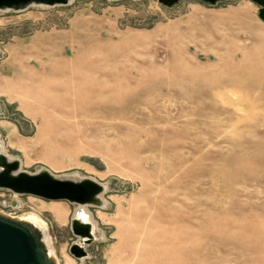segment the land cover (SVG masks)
<instances>
[{"label":"rangeland","instance_id":"1","mask_svg":"<svg viewBox=\"0 0 264 264\" xmlns=\"http://www.w3.org/2000/svg\"><path fill=\"white\" fill-rule=\"evenodd\" d=\"M258 8L69 0L0 9V152L15 171L104 186L100 205L0 187V212L42 220L60 264H264ZM82 206L95 238L76 258L71 220Z\"/></svg>","mask_w":264,"mask_h":264},{"label":"water","instance_id":"2","mask_svg":"<svg viewBox=\"0 0 264 264\" xmlns=\"http://www.w3.org/2000/svg\"><path fill=\"white\" fill-rule=\"evenodd\" d=\"M69 0H0V9H18L29 4L56 5L65 4ZM164 6H171L178 0H158ZM215 4L221 0H201ZM258 5V16L264 21V0H252ZM17 160H9L0 152V187L19 193L32 194L48 200H69L77 203H94L96 196L103 190L102 185L92 179L73 181L52 176L47 171L27 173L15 171ZM74 235L92 241L87 224H79L71 220ZM84 242V243H85ZM70 253L76 257L87 255L85 247L72 243ZM0 264H55L45 249V243L39 232L29 222L0 212Z\"/></svg>","mask_w":264,"mask_h":264},{"label":"bare ground","instance_id":"3","mask_svg":"<svg viewBox=\"0 0 264 264\" xmlns=\"http://www.w3.org/2000/svg\"><path fill=\"white\" fill-rule=\"evenodd\" d=\"M21 75H22V73L19 72L18 76H17L18 78L14 82H11V81L10 82L14 83L13 84L14 86H17L16 84H18L19 80L22 79ZM99 106H101V105H99ZM103 106L104 105H102V107ZM87 111L88 110H85L84 112H87ZM81 115H82V113L80 114V116ZM102 188H104L103 185H102ZM94 201H96L99 205L102 203L101 198H100L99 195L96 196V200H94ZM57 214L61 215V212L58 211ZM16 217L21 219V220L29 222L33 227H35V229L39 232L41 239L45 243V249H46L47 254L54 259L55 264H60L58 262L56 256H55V253L53 252V250L51 248V246H52L51 240H49V238H48V236L46 234V228H47L46 224L42 220H39L38 218H35L34 215H32V216H24V217L16 216ZM73 219H75L76 222H78L79 224H87V226L89 227V230L91 232L92 239L95 238V223L92 220L90 213L84 208V206L77 208V210L75 211V213L73 215ZM85 238H80V240L77 242V244L84 247Z\"/></svg>","mask_w":264,"mask_h":264}]
</instances>
